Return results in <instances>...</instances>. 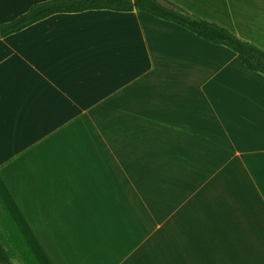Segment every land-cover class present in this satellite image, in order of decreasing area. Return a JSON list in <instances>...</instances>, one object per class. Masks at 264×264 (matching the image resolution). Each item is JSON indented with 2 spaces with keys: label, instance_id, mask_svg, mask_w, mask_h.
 <instances>
[{
  "label": "crops",
  "instance_id": "crops-1",
  "mask_svg": "<svg viewBox=\"0 0 264 264\" xmlns=\"http://www.w3.org/2000/svg\"><path fill=\"white\" fill-rule=\"evenodd\" d=\"M169 1L264 48V0ZM0 187L50 264H264V77L144 12L48 16L0 39Z\"/></svg>",
  "mask_w": 264,
  "mask_h": 264
},
{
  "label": "trees",
  "instance_id": "trees-1",
  "mask_svg": "<svg viewBox=\"0 0 264 264\" xmlns=\"http://www.w3.org/2000/svg\"><path fill=\"white\" fill-rule=\"evenodd\" d=\"M88 10H133L150 14L158 19L179 25L208 43L218 44L233 51L238 60L249 70L264 77V48L242 39L229 29L195 16L169 0H47L32 5L24 14L0 25V39L17 33L34 22L53 14L78 13ZM5 190L0 187V208L7 204ZM6 201V202H4ZM21 235L7 237L0 233V264H50L38 244L32 241L38 252L25 246ZM39 254V256H38Z\"/></svg>",
  "mask_w": 264,
  "mask_h": 264
},
{
  "label": "rangeland",
  "instance_id": "rangeland-1",
  "mask_svg": "<svg viewBox=\"0 0 264 264\" xmlns=\"http://www.w3.org/2000/svg\"><path fill=\"white\" fill-rule=\"evenodd\" d=\"M22 14H24V13H22ZM18 16H20V15H18ZM17 16V17H18ZM10 22V21H9ZM7 23V22H6ZM0 206H1V204H0ZM5 222H7V220H5ZM15 223V228H16V225H17V227H18V231H21V225L19 224V221H17V219H15V221H13V224ZM23 233V232H22ZM23 237V236H22ZM8 238V237H7ZM24 239H25V246H27V247H31V250L33 249L34 250V252H38L37 251V249H36V247H35V245H34V243L31 241V239H30V237H28V236H26V237H23ZM22 238V239H23ZM24 239H23V241H24ZM38 256H39V254H38ZM39 258L41 259V262H42V264H44V261H43V259L39 256ZM19 264H21L20 263V260H16Z\"/></svg>",
  "mask_w": 264,
  "mask_h": 264
}]
</instances>
